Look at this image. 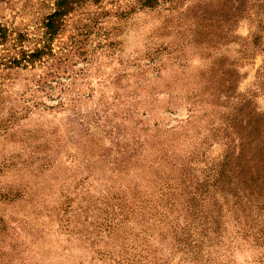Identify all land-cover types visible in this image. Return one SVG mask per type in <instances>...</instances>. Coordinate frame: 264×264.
Instances as JSON below:
<instances>
[{
	"label": "rangeland",
	"instance_id": "obj_1",
	"mask_svg": "<svg viewBox=\"0 0 264 264\" xmlns=\"http://www.w3.org/2000/svg\"><path fill=\"white\" fill-rule=\"evenodd\" d=\"M55 1L0 0V264H264V233L230 210L217 239L193 231L180 250L184 213L162 195L221 156L242 98L264 113L254 11L233 23L224 0H86L50 54L22 60Z\"/></svg>",
	"mask_w": 264,
	"mask_h": 264
},
{
	"label": "trees",
	"instance_id": "obj_2",
	"mask_svg": "<svg viewBox=\"0 0 264 264\" xmlns=\"http://www.w3.org/2000/svg\"><path fill=\"white\" fill-rule=\"evenodd\" d=\"M83 1L86 0H56L55 8L45 18L44 44L21 59L32 61L50 54L52 40L59 32L64 17ZM158 1L143 0L142 5L154 7ZM257 1L224 0L222 14L234 23L253 10L256 27L263 29L264 0ZM5 33L6 30L0 28L2 40ZM258 38V34L253 32L250 43L257 44ZM19 62L16 58L11 60L12 64ZM235 75L234 67H230L231 78ZM222 123L219 132L224 149L216 162L204 169L201 177L188 171L181 173L179 182L175 186L166 183L165 192H162V195L172 200L168 201L171 205L179 206V211L184 213L185 224L180 227V231L171 226L175 233L173 240L183 251L193 231L208 239H211L209 233L214 234L216 239L220 236L218 229L222 223L223 210L243 217L244 225L249 221L254 225L253 228L264 233V113L256 109L250 97H246L236 103Z\"/></svg>",
	"mask_w": 264,
	"mask_h": 264
}]
</instances>
